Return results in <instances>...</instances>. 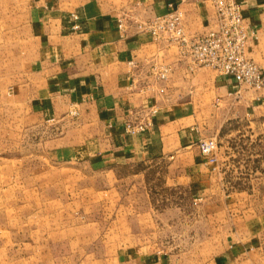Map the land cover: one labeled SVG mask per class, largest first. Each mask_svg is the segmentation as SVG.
<instances>
[{"label": "crops", "instance_id": "0c3cea01", "mask_svg": "<svg viewBox=\"0 0 264 264\" xmlns=\"http://www.w3.org/2000/svg\"><path fill=\"white\" fill-rule=\"evenodd\" d=\"M237 1L258 31L247 54L264 69V0ZM175 9L183 12L190 37L216 25L211 0H0V110H26L63 125L49 149L63 162L62 172L109 173L152 160L160 163L169 190L187 189L197 210L181 215L191 224L179 225L172 198L162 208L146 191L137 224H130L132 217L124 222L128 242L113 248L105 264H264V192L229 190L221 164L210 163L198 146L211 135L205 132L217 134L233 121L264 130V92L243 87L237 93L233 76L209 67L191 70L176 44L138 31L137 21ZM73 12L78 30L71 28ZM160 64L171 67L162 81L153 69ZM73 108L74 120L68 114ZM147 115L152 124L145 132H126L128 118ZM164 232L181 238L163 246Z\"/></svg>", "mask_w": 264, "mask_h": 264}, {"label": "rangeland", "instance_id": "374dc122", "mask_svg": "<svg viewBox=\"0 0 264 264\" xmlns=\"http://www.w3.org/2000/svg\"><path fill=\"white\" fill-rule=\"evenodd\" d=\"M71 110L74 120L78 114ZM63 131L53 117L44 120L4 106L0 110V264H105L113 248L128 242L124 222L132 217L130 224H137L138 200L146 191L162 208L169 207L166 197L172 198L179 225L191 224L181 215L197 210L187 189L169 190L165 172L156 166L160 163L121 164L109 173L62 172L63 162L52 158L49 149ZM205 133L211 135L204 138L218 141L221 158L214 164H221L229 190L254 186L263 193L264 130L233 121L217 134L212 129ZM214 227L218 231L217 223ZM180 238L164 232L161 241L164 246ZM130 239L136 242L137 235Z\"/></svg>", "mask_w": 264, "mask_h": 264}, {"label": "built area", "instance_id": "2783aa9c", "mask_svg": "<svg viewBox=\"0 0 264 264\" xmlns=\"http://www.w3.org/2000/svg\"><path fill=\"white\" fill-rule=\"evenodd\" d=\"M216 10V25L207 32L190 37L183 27V12L179 9L161 15L137 21L138 31L149 33L155 40H167L179 47L180 53L189 60V68L195 70L209 67L219 74L231 75L237 84V93L244 87L264 92V69L247 54V46L252 39L258 38V31L246 22L242 5L237 0H211ZM73 30L80 29L79 15L71 13ZM118 28L126 31L124 16L118 18ZM155 78L166 80L171 70L170 65L153 66ZM261 97V96H260ZM73 114L78 110L73 108ZM152 114L157 109H152ZM152 124L150 115L128 118L124 127L130 134L145 132ZM202 154L210 163L218 159V141L215 137H206L198 141Z\"/></svg>", "mask_w": 264, "mask_h": 264}]
</instances>
